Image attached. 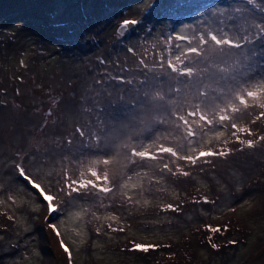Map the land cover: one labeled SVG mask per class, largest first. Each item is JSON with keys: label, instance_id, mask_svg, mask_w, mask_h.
I'll list each match as a JSON object with an SVG mask.
<instances>
[{"label": "rangeland", "instance_id": "obj_1", "mask_svg": "<svg viewBox=\"0 0 264 264\" xmlns=\"http://www.w3.org/2000/svg\"><path fill=\"white\" fill-rule=\"evenodd\" d=\"M125 19L139 23L120 35ZM261 26L264 0H0V264H264V110L234 116L251 148L228 122L187 137L173 115L194 104L211 112L243 81L264 80ZM209 30L251 42L213 52L199 44ZM188 47L203 51L192 79L167 66ZM236 61L234 74L221 72ZM159 144L228 154L192 164ZM126 145H151L158 159ZM103 159L112 190L69 194L68 178L90 179Z\"/></svg>", "mask_w": 264, "mask_h": 264}, {"label": "snow or ice", "instance_id": "obj_2", "mask_svg": "<svg viewBox=\"0 0 264 264\" xmlns=\"http://www.w3.org/2000/svg\"><path fill=\"white\" fill-rule=\"evenodd\" d=\"M249 3H252V0H248ZM139 23L136 19H125L123 23L120 25L122 29H128L130 25L134 26ZM260 33L264 34V26L260 27ZM178 41L183 40H189V43H191L190 39L188 37H185L183 35H177L175 37ZM250 37L247 34H240L239 31L235 35H230L227 31H223V34H221L220 30L217 31H211L209 30L206 34H201L199 36V44L200 45H214L215 47L212 49L213 52L219 51L220 53H224L227 49H243L245 47V44L250 43ZM203 55V51L200 47H188L186 50L180 52L177 54L173 59L167 60V66L171 70V73H175L178 77H186L188 79H192L194 77H198L201 75V72L196 69L194 66H192L193 63H198L199 61H192V57H200ZM143 63V61H142ZM241 65L240 61H236L233 63L231 67H226L221 69V72H232L235 73V70L239 68ZM174 91L179 92L180 89L177 87L174 89ZM147 95V94H146ZM199 95L201 97H207L208 93L207 91L201 90L199 92ZM153 99H159L164 100V96L160 93H156ZM250 107H258L261 110H264V80L256 83H250V81L245 80L241 84L237 85L231 93V97L226 99V102L224 103L223 107H220L217 105L215 109H213L211 112L208 110L202 109L200 107V104H194L192 106V110L188 111L187 114H176L173 113V115L176 116V119L181 121L184 125V133L187 137H195L197 135L196 129H203L205 126H214L216 124L224 125L225 122H228L231 126V128L235 129L236 131L232 133L233 136H236V139L241 144H246L249 148L254 146V142L252 140H243L240 139L239 135L237 133H245L249 136L252 135V132L247 127H241L238 126L237 123L234 122V116L235 114H239L244 110H247ZM192 118L191 120L189 118ZM264 117V111H261L259 115L257 116V119H260ZM255 122V121H253ZM177 127H180L179 124L176 125ZM78 132H80V135L83 136L84 133L80 129H77ZM222 132H218L216 134L217 139L222 136ZM261 140H264V136L260 137ZM126 147H131V156L137 157L141 161L144 160H157L158 156L156 154H153L149 151L151 148V145H147L143 150H138L135 147H132L130 145H126ZM191 151H196L195 149H190ZM158 152L162 154H168L172 157H175L176 159L180 160H186L191 162L192 164L196 163L197 159H200L202 157H210V156H226L228 153L225 151L220 152H213V151H200L197 156H191V155H180L177 150H175L172 147L165 146L164 144H159L158 146ZM113 161L110 159H103V160H95L92 161L91 164L87 168V174L89 177L94 178L93 179H83L84 173H81V179L80 180H72L69 179V183L66 185L67 189L69 190V194L71 192H77L80 189H85L88 187H91L93 189H98L100 192H110L112 189L109 187H104L103 185L108 182L109 180V174L107 171L99 172L97 171V168L99 165L108 166L112 164ZM168 166L165 164L164 168H167ZM171 171V169H169ZM20 174L22 176H25L26 179H30L27 177L24 173V170L20 169ZM183 175H188L187 172H184ZM98 181L99 184L94 182ZM33 187L38 189L42 195H44V199L49 202L48 207L50 211H55V207L53 206L52 202L55 200V197L52 195L45 194V190L43 187L36 181L30 180ZM127 187V185H125ZM169 208L172 206L169 205ZM55 230V226H52ZM213 232L219 231L218 228H211L210 229ZM57 235L59 236L60 233L57 231ZM61 247H64V251L68 252L67 247L64 246L63 240H61ZM215 247V245H213ZM136 248L141 251H148V247L143 245H136ZM71 254L69 253V256Z\"/></svg>", "mask_w": 264, "mask_h": 264}, {"label": "water", "instance_id": "obj_3", "mask_svg": "<svg viewBox=\"0 0 264 264\" xmlns=\"http://www.w3.org/2000/svg\"><path fill=\"white\" fill-rule=\"evenodd\" d=\"M125 29H122L120 26L118 27V33L122 35L124 33Z\"/></svg>", "mask_w": 264, "mask_h": 264}, {"label": "trees", "instance_id": "obj_4", "mask_svg": "<svg viewBox=\"0 0 264 264\" xmlns=\"http://www.w3.org/2000/svg\"><path fill=\"white\" fill-rule=\"evenodd\" d=\"M262 145H264V142L263 143H261V144H257V146L259 147V146H262Z\"/></svg>", "mask_w": 264, "mask_h": 264}]
</instances>
